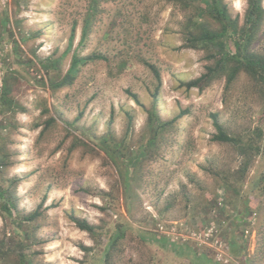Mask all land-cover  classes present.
<instances>
[{"label": "rangeland", "instance_id": "obj_1", "mask_svg": "<svg viewBox=\"0 0 264 264\" xmlns=\"http://www.w3.org/2000/svg\"><path fill=\"white\" fill-rule=\"evenodd\" d=\"M90 1L0 0V91L11 89L0 99V186L16 205L11 217L0 198V264H264L259 86L242 72L228 91L224 77L186 87L213 58L185 44L187 12L167 0H100L80 43ZM225 1L242 24L247 0ZM254 43L264 51V22ZM74 48L102 57L53 89ZM146 62L161 73L157 100ZM213 112L259 143L244 175L238 149L213 139Z\"/></svg>", "mask_w": 264, "mask_h": 264}, {"label": "trees", "instance_id": "obj_2", "mask_svg": "<svg viewBox=\"0 0 264 264\" xmlns=\"http://www.w3.org/2000/svg\"><path fill=\"white\" fill-rule=\"evenodd\" d=\"M99 1L100 0L90 1L87 13L88 18L82 28L80 43H83L88 37L92 19H94L96 15ZM167 1L178 5L182 10L187 12V17L183 25L185 44L188 47L207 50L209 51V56L213 58V62L206 66V71L203 74L185 82L186 87L203 88L216 78L224 77L226 80V91H228L237 78H239L240 74L245 72L249 78L259 86L261 92L264 94V51L257 49L254 43L264 22L263 0H247V8L242 24L240 23L238 16H232L225 0ZM76 28L77 24L74 22L69 36L68 51L73 48ZM94 57L102 56L95 54L80 55L78 49L74 48L70 65L66 73L59 80H51V87L53 89H58L70 85L78 76L81 67L89 60L94 59ZM147 64L153 70L158 82L156 91L153 93V97L157 100L162 82L161 73L159 68L154 64ZM10 91L11 89L7 81L2 83L0 99L8 100ZM131 95L139 104H141L137 94ZM211 117L213 119L214 127L216 128V133L213 135V139L233 144L238 149L244 159V164L241 167L243 171L239 172L244 175L251 165L254 155L260 150L259 143L250 136L246 137V135L230 133L225 124L220 120L217 112H213ZM131 118L130 115V120ZM149 121L150 123L160 121V117L155 109L150 111ZM164 125V122L160 123V126ZM108 139L109 138H102V145L106 148H108ZM135 159L137 160V158ZM7 194L8 189H4L0 186V198L4 199L5 202L3 204L4 210H6L12 217L13 213H15L16 205L11 200V197H7ZM40 206L41 205H39V207ZM39 207L37 210L24 216L22 219L33 221L41 214ZM75 221L81 229L94 233L95 226L90 224L87 220L77 218ZM21 223H23V221ZM122 235H124V230H116L111 243L114 244L118 237ZM20 256L23 262L33 264L25 255Z\"/></svg>", "mask_w": 264, "mask_h": 264}, {"label": "built area", "instance_id": "obj_3", "mask_svg": "<svg viewBox=\"0 0 264 264\" xmlns=\"http://www.w3.org/2000/svg\"><path fill=\"white\" fill-rule=\"evenodd\" d=\"M217 250H218V258L219 259H223V254H224V251H222L221 249H219V247L217 248Z\"/></svg>", "mask_w": 264, "mask_h": 264}]
</instances>
